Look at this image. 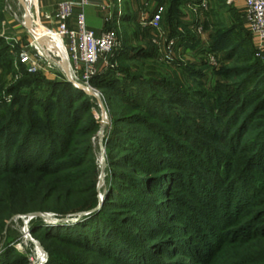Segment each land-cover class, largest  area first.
I'll list each match as a JSON object with an SVG mask.
<instances>
[{
    "label": "rangeland",
    "instance_id": "374dc122",
    "mask_svg": "<svg viewBox=\"0 0 264 264\" xmlns=\"http://www.w3.org/2000/svg\"><path fill=\"white\" fill-rule=\"evenodd\" d=\"M31 3L33 7L32 0ZM18 4V0H4L1 10L0 132L5 130L4 127L11 120L10 112H18L24 126L22 127L21 136L16 137V135L10 136L1 133L0 146H4L5 143L9 145L12 156L23 140L27 146L29 145L28 143L33 144L34 141L45 142L43 136L35 135L33 132L39 131L36 122H43L47 118H51V122L54 121L61 124V128L65 129L68 134L74 128L75 122L80 120L86 109L89 108L90 114L84 115L83 120L88 129L95 127V132L90 137L88 144L91 147V156L95 164L96 177L92 180L97 202L94 207L88 210L71 211L65 214L51 210L32 211L37 207H51L55 206V204L53 202L50 203V201H43L37 197L33 179L27 176L20 178V175L14 171L5 172V170L13 166V161L11 160L7 167L4 166L0 169V221L4 220V231L0 235V264L39 263L42 257L39 256V260L36 259L35 251L38 254H41V251L35 250L36 246H40L43 251L45 261L42 264H50L52 260L55 264H115L110 261L109 257L95 255L94 253L90 255L83 249L79 250L67 246L55 238H47L43 242V231L38 230L41 226L55 228L53 234L59 232V238L70 237L71 239L79 240L80 237H83L81 234L87 231V229H80L82 227L80 223L86 222V220L96 216L98 213L102 214L101 217L103 218L109 217L111 219L109 223L113 226H115L113 221H116L120 226L123 225L128 230L123 231L125 236H132L139 231H143L144 235L139 232L137 234L139 237L133 236L131 241H129L133 250L138 252L135 257L131 246L126 243L121 241L114 245L116 252H122V248L128 249L127 261H130L129 264H142L143 261L146 264H264V192L249 207H245L246 203L243 204L240 201V204L238 203V206L234 208L235 197L243 199V190L239 189L236 191L234 188L235 191L232 192V195L234 194L233 198L235 201H230L231 196L228 193L230 190L228 188L223 189L216 196L217 202L214 199L210 201L211 205L206 208V216L198 215L202 223H205L206 231L201 229L193 230L199 225L197 221H193L192 224L189 223V226L191 225L190 229L185 227L184 230L180 223H171V220L165 221L164 215L169 216L172 213L177 214L180 218L184 216V218L188 217L189 219V216L195 213L189 207L201 211L199 209L201 207L192 203L178 187H171V180L159 187V192H164L159 198L148 197L149 199L147 200H151L156 205L152 212L145 213L144 211L129 210L130 207L127 206L128 196L133 193V190L129 191V193L124 192L126 197L123 198L124 202L114 200L116 202L114 205L106 204L111 163L123 159L122 156L125 154L120 148L115 149L114 146H107V140L113 127L119 131L124 130L123 136L121 135L117 138L123 145L126 141V146L128 144L135 147L138 145L137 142L154 145V142L158 141L146 132L144 126L138 124V120L134 119L137 112L128 107L126 111L124 110L126 108L125 103L133 102L139 105L143 111L157 112L158 116L163 119L166 118V115L160 108L161 103L156 101L157 99L155 98L166 99L168 94V89L166 88H173L176 93L187 96L194 102L195 106H198L200 111H196L194 108L195 111L193 112L200 115L204 111L203 113L208 119L213 118L214 123L217 122L218 126H223L224 122L219 115L227 114V110L231 111L236 106L235 101H231L232 98H235L233 83L236 79L235 77H226L228 70L233 67L249 66L261 70L260 68L264 67V52L262 56L257 55L251 34L245 29L242 21L235 22L234 20V18L240 17L239 14L230 15V17H227V24L223 23L222 25L223 30L230 27L234 28L235 25L236 30H243V48L240 53L230 58H226L224 51L209 52L210 46H201L198 50L196 48L195 52H193L191 47L187 46L188 48L185 51L181 49L179 54H176L179 47H174L172 58L168 61L163 58L166 55V47L161 52L157 51L158 47H160L156 38L158 35L155 34L150 39L147 30L141 29L137 25L135 27L133 24L127 27L125 33L121 32V30L118 31L119 45L109 55L107 64H100L96 67V73L89 80L88 86L90 90L85 93L83 89H78L88 96L87 102L85 104L82 103L73 120H67L63 118L62 111L58 110V105H60L59 102H62V110L63 108L66 110L65 107L67 105L71 106L72 101H69L68 94L72 93L69 92L64 84L67 83L73 88L75 87L61 73L51 71L31 74L19 63L18 55L22 49L27 48L29 38L26 35V31L12 19L8 12V7L10 6L16 13L19 10L22 13L23 9ZM229 4V0L221 1V6L225 10L221 11L222 13L229 9ZM224 18L226 19V17ZM212 30L213 37L219 29L215 26ZM190 34L193 35L187 34L186 37H191L192 42L199 41L198 37L200 34L195 32ZM140 36L143 38L140 39ZM168 40H166V45ZM188 40L190 41V38ZM228 73L230 74L231 72ZM83 74L84 70L77 74V78L81 81H83ZM96 78L99 84H104L105 86L100 88L95 85L94 80ZM105 82L107 83L105 84ZM263 88L264 85L260 89ZM114 94H116V97ZM260 94L261 92L258 91L257 96ZM229 101L230 106L226 109ZM166 105L167 109H170L168 104ZM172 108L173 111L170 109L168 114L172 115V118L178 116L171 121V124L185 126L188 134L193 132L196 125L203 123L199 116L192 114L190 119L186 120L183 118V114L174 107ZM104 113L106 118L103 116ZM114 113L116 114L114 115ZM115 118L118 120L116 123L113 122ZM149 124H154L161 134L169 137L170 150L168 155L178 157L177 160L186 170H199L197 164L189 161V156L193 155V157H190L194 161L197 159L196 163H204V160L202 158L199 160V156H195L194 152L191 151L192 154L188 152L190 143L186 140L187 135L181 137L156 119L149 118ZM205 124L203 125L206 126ZM46 131H49L48 128ZM229 131L230 135L235 136L236 127L233 126ZM263 133L264 123L262 120L257 119L239 132V136L232 139L227 138L226 142L230 141V144H232L235 141V148L238 147L240 154L247 157L253 154V142L261 137ZM84 138L80 137L78 140H83ZM62 140L66 142L67 137L64 135ZM115 142L117 141L114 139ZM36 146V144H33L28 147ZM50 146L41 147L42 150L43 148L45 149L43 157L37 160L34 165H38L41 160H48V165L59 162V160L55 159V156H49ZM242 149H245V151H241ZM56 150L58 151L59 149ZM222 154L224 157L229 156L225 148H223ZM2 155L6 158L5 152ZM166 165L164 163L160 168L150 173V176H156L155 174L164 175L165 172L179 173V170L166 167ZM66 166H68L67 163ZM263 168L259 163H256L250 175L253 176L255 173L264 175ZM87 172L84 169L82 172L67 171L65 174L62 173L59 175V179L62 178L65 181L62 183L60 180L55 187L65 188L66 191L87 190L93 184L89 183L90 176L88 177ZM124 172L133 174L126 168ZM240 172H242V169L238 172L241 176ZM180 173L181 175L185 174L184 170ZM239 174L234 175V179H237ZM132 176L134 177V175ZM142 176L144 177V175L138 174L137 180L139 181ZM141 189L143 190V188ZM72 200L74 202L61 203L73 207L76 201L74 196ZM136 200L137 198H134L132 202H136ZM166 200L172 201L170 203L173 207L172 210H169L166 204L163 206L165 202L169 203ZM6 208L24 212H16L8 216ZM241 208L247 211L241 219H238ZM117 211L119 212L115 216L113 212ZM161 213H163L162 216H159ZM34 214H40L42 217H35L33 216ZM153 220L159 221L162 225L158 226ZM31 221L37 223L34 232L31 229ZM78 224L79 226H77ZM175 226H179L180 229H176ZM194 233L197 236L192 237ZM92 237L94 238L93 235L88 238L91 239ZM211 239H215L216 243L210 245ZM48 247L49 249H47ZM206 247H208L207 250ZM116 256L119 257L118 255Z\"/></svg>",
    "mask_w": 264,
    "mask_h": 264
},
{
    "label": "trees",
    "instance_id": "16d2710c",
    "mask_svg": "<svg viewBox=\"0 0 264 264\" xmlns=\"http://www.w3.org/2000/svg\"><path fill=\"white\" fill-rule=\"evenodd\" d=\"M3 1L4 0H0V25L2 22L1 10ZM221 1L222 0H220V3ZM183 2L184 0H168V15L170 17L177 18L178 8ZM227 10L229 12L232 11L230 8ZM232 15H235V13H233ZM240 18L241 17L234 18L235 22H241ZM222 25L223 22H219L215 25L216 28L219 29V31L217 30L215 32L216 34H214V36L212 37L213 39L208 51L211 53L224 51L226 58L234 57L235 55L240 53L243 48V30H236V25L234 26V28L230 27L226 30H223L224 28L222 27ZM189 46L193 49H196L199 46V43L193 41L191 42V44H189ZM139 54L137 53V55ZM260 69L261 70H258L253 66L241 68L233 67L228 70V72H231L230 74L228 72L226 73V77H235L236 79L233 83L235 98L231 99V101H235L236 106L231 111L227 110V114L223 113L219 115L224 122L223 126H218L217 122L214 123L213 118L208 119V117L203 113L204 111L201 112L200 115L196 112H193L195 111L194 108L196 109V111H200L198 109V106H195L194 102H192L187 96H184L181 93H176L173 88H166L168 89L166 99L155 98L157 99L156 101L161 103L160 108H162L164 114L166 115V118L163 119L158 116L157 112L153 113L149 110L143 111V109L139 105L133 102L125 103L126 108H124V110L126 111L128 107L129 109H133L135 112H137L134 116V119L138 120V124L144 126L146 128V132L152 138L157 139L158 141H155L154 145H152L151 143L141 144L140 142H137L138 145H136L135 147L134 145L131 146L128 144L126 146V141L123 145L118 139L119 136H123L124 130L119 131L116 130L117 128L113 127L107 140V146H114L115 149L120 148L121 151L123 150V153L125 154H123L122 156L123 159L111 163L108 177V180H110V182L108 186L109 190L106 204L114 205L116 203L114 202V200L117 202H124V192L129 193V191L133 190L134 194L132 193L128 196L129 199L127 202V206L130 207L129 210L133 209L137 212L144 211L145 213L152 212L154 211V206L156 205H154L151 200H147L149 199L148 197L154 196L156 198H159L164 193H162V191L159 192V187H161L163 183L171 180V187H178V189L182 193H184V195L188 197V199L192 203L201 207L199 208L201 209V211L196 210L193 207H189L192 208V211L194 210L193 212H195L189 216V219L188 217L184 218V216L183 218H180L175 213H169V216H167L166 214L164 215L165 221L171 220V223H180L183 230L185 227L186 229H190L191 225L189 226V223L192 224L193 221H197L199 222V225L196 226L193 230L201 229L203 231H206L207 227L205 223H202V220L198 218V215L205 217L207 213L206 208L211 205L210 201L214 199L217 202V194H219V192L223 191V189L225 188H228L230 190L228 192L231 196L230 201L234 200V194L232 195V192L235 191V189L236 191H238L239 189L243 190V199H237V197H235L236 201L234 200V208L238 206V203L240 201H242L241 203L243 204L246 203L245 207H249V205L252 204L256 200V198L264 192V175L259 173H255L253 176L250 175L253 171L252 168L256 165V163H259V165L264 167V158H261L264 157V133L261 135V137L256 139L255 142H253V154L247 157L240 154L238 147L235 148V141L230 144V141L226 142V140L227 138L232 139L233 137L239 136V132H241L246 126L257 119L262 120L264 123V88L260 89L264 85V67ZM98 82L99 81L96 78L94 80L95 85H98V87L100 88L105 86L104 84H99ZM106 83L107 82H105V84ZM64 85L68 88L69 92L72 93L68 94V97L70 98L69 101L71 100L72 103L71 106L65 105L66 110H64V108L62 110V102H59L60 105H58V110L62 111L63 118H66L67 120H73L76 116V113L81 108L82 103L85 104L87 102L88 96L67 83ZM258 91L261 92L259 96H257ZM114 95L116 97V94ZM166 104H168L171 110L173 109L172 107H174L177 111L183 114L182 116L186 120H189L190 115L192 114L195 116H199L203 123L196 125L193 132L191 134H188L186 132L187 130L185 126L171 124V121L177 118L178 115H175L176 117L172 118V115L168 114L170 109H167ZM229 106L230 101L226 105V109H228ZM10 114L11 120L4 127L5 130H1L0 135L7 134L10 136L16 135V137L21 136L24 123L20 119L18 112H10ZM89 114V108H87L82 118L75 122L74 128L70 130L68 134L65 129L63 130L61 128V124L55 123L54 121L51 122V118H47V120L43 122H36V126H38L39 131L33 133L35 135L43 136V140H45V142L40 143L34 141L33 144H36L37 146L30 148L28 146L33 144L28 143L29 145L27 146V144H25L23 140L21 141L22 144H19L18 148L15 149V152H13L15 154H13L12 156L9 145L5 143L4 146H0V169L4 166L7 167L12 160L13 166H11L10 169L5 170V172L14 171L18 175H20V178L27 176L30 179H33L35 181L34 189L37 197L41 198L43 201H50V203L53 202L55 204V206L51 207H37L32 211L51 210L58 211V213L60 214H65L71 211L88 210L95 206L97 199L96 192L94 190V182L92 179H95L96 172L94 168V160L91 156V147L88 144L90 137L95 132V127L93 126L88 129L86 123L83 120L84 115L86 116ZM115 114L116 113H114V115ZM114 115L113 117H115ZM149 118L156 119L157 121L161 122V124L168 126L169 130L175 131L176 134L178 133L181 137H185L186 135L188 136L186 138V140L190 143L188 152H190L191 154L192 152H194L193 154H195V156H199V160L201 158L204 160V163H196L195 161L197 159H195L194 161L192 158L193 155H190L192 157L189 156V161H192L193 164L198 165V171L186 170V168L182 167L180 162L177 160L178 157H171L170 155H168L170 150L168 142L169 137L161 134L156 126H154V124L148 125ZM116 121L118 120H116L115 118L113 122L116 123ZM119 121L122 122L121 120ZM203 124H205L206 126H204ZM233 126L236 127V133L234 131L235 136L229 134V129ZM45 128H48L49 131H46ZM12 129L14 132L12 131ZM64 135L67 137L66 142L62 140ZM80 137L85 138L83 140H78ZM114 139L119 142L114 143ZM48 145L50 146L48 151L49 156H55V159L59 160V162H56V164L48 165V160H41L42 162L40 161L38 165H34L37 160L43 157V151L45 149L43 148L42 150L41 147L46 148V146ZM223 148L228 151L229 156H223ZM54 149L59 150H56L55 152ZM241 151H245V149H242ZM4 152L6 158L2 155ZM66 163L68 164V166H66ZM164 163L167 164L166 167H171L172 169L174 168L179 170V173L176 174L172 172H165L164 175L155 174L156 176H150V173H153V171L160 168V166H162ZM125 168L129 169L130 173H133L132 175H134V177L131 174L124 172ZM84 169L88 171V177L90 176L88 180L89 183H93L89 188H87V190L83 189L82 187L83 190L66 191L65 188H57V186L55 187V185L59 184L60 180L62 183H64L65 181L62 178L59 179L60 174H65L67 171L82 172L84 171ZM241 169L242 172H240V176L238 172ZM182 170H184L185 174L181 175L180 172ZM138 174L144 175V177L142 176L139 181L137 180ZM237 174H239V176H237V179H234V175ZM141 188H143V190ZM73 196L76 199L73 207L61 203H68L73 201ZM134 198H137L136 202H132ZM171 202L172 201H169V203L165 202L163 206L166 204L167 208L169 210H172L173 207L170 205ZM243 208L239 210L240 216L238 217V219H241V217L246 214L247 210H242ZM6 210L8 212V216L16 212H24L17 209L8 210L6 208ZM118 212L119 211L113 213L116 216V213ZM154 214H156V212H154ZM162 214L163 213H161L159 216H162ZM101 216L102 214L98 213L96 214V216H93L90 219L86 220V222L80 223V225L82 226L80 227V229H87V231H84L83 234H81L83 237H80L79 240L71 239L70 237L61 239L58 236L60 234L59 232L53 234L55 228H46L45 226H41L38 228V230H41V232L43 231V242H45L47 238H55L56 240H59L61 243H64L67 246H71L79 250L83 249L90 255L94 253L95 255L109 257L110 261L114 262L115 264H129L130 261H127L129 253L128 249L122 248V252H116L117 250L114 245L117 242L120 243L122 241V243H126L128 246H131L129 242L131 241V238L133 236L139 237V235H137L139 232L140 234L144 235L143 231H139L137 232V234L135 233L132 236H125V234H123V231L128 230H126L123 225L120 226L116 221H113V224H115V226H113L109 223L111 221L109 217L103 218ZM3 221L4 220L0 221V235L4 231ZM154 222L158 226L162 225L159 221ZM30 224L31 229H33L32 232H34L36 230L35 228L37 227V223L35 221H31ZM77 226H79V224ZM175 228L180 229L179 226H175ZM66 233L70 234L69 232ZM90 234L93 235L94 238H88L91 236ZM195 236H197L196 233L192 235V237ZM210 243V245L216 243L215 239H211ZM210 245L208 246L210 247ZM47 249H49V247ZM131 249L134 253V257L137 256L138 252L134 251L132 246ZM207 249L208 247H206V250ZM116 255H118L119 257H117ZM51 262L52 263L50 264H55L53 263V260ZM142 264L146 263L143 261Z\"/></svg>",
    "mask_w": 264,
    "mask_h": 264
},
{
    "label": "built area",
    "instance_id": "2783aa9c",
    "mask_svg": "<svg viewBox=\"0 0 264 264\" xmlns=\"http://www.w3.org/2000/svg\"><path fill=\"white\" fill-rule=\"evenodd\" d=\"M122 0H115L108 4H98L101 10L111 9L116 6L120 16ZM92 4V0H64L59 2L52 11H42L35 4L24 11V18L20 11L16 13L10 6L8 12L25 31L29 38L27 48L22 49L18 55L20 65L28 73L57 72L61 73L68 82L77 90L89 91V80L96 73V67L107 64V59L119 45L118 34L113 31L95 33L88 29L86 24L85 9ZM194 16L193 29L197 34L203 32L202 16L206 11V1L197 0L187 4ZM164 8L157 6L150 18L144 24L153 31L159 32L161 28ZM41 27L46 34L39 35L28 25ZM243 20L248 30L257 38V55L264 52V0H245ZM72 22V26L69 23ZM26 23V24H25ZM176 44V38L169 39L166 45L165 60H170ZM84 70L83 81L77 74ZM103 116L106 118L105 113ZM102 119H104L102 117Z\"/></svg>",
    "mask_w": 264,
    "mask_h": 264
},
{
    "label": "crops",
    "instance_id": "0c3cea01",
    "mask_svg": "<svg viewBox=\"0 0 264 264\" xmlns=\"http://www.w3.org/2000/svg\"><path fill=\"white\" fill-rule=\"evenodd\" d=\"M33 6L36 4L38 8L42 11H52L55 9L56 5L64 0H32ZM76 1V0H73ZM197 0H184V2L178 8L177 18L170 17L168 15V0H122L121 2V15L118 16L116 6L111 9L101 10L98 7V4H108L109 2H115V0H92V4H90L85 9V17L86 24L88 29L94 31L99 34L105 31L113 30L118 34V31L125 33L127 27L130 24H133L135 27H141V29H145L148 31L150 39L156 35V38L160 44L157 51L165 50L166 40L176 38L175 47L178 50L176 54H179L181 49L185 51L191 44L192 41H189L186 37L188 35H193L190 33L194 32L193 24H194V16L189 10L187 4L190 2H194ZM206 1V11L202 16V25L203 32L198 37L199 47L204 46L208 47L211 45L213 28L219 22H223L227 24V17H230L233 13L239 14L241 17L242 24L245 29L251 34L254 45L257 49L258 40L257 38L248 30L243 20V11L245 0H229V8L232 11H228L226 9L225 13L221 11H225L221 6L220 0H205ZM20 5H23L24 8H29L31 6V0H18ZM157 6H162L164 8V13L162 15L161 28L159 32L153 31L150 27L144 24L150 18L151 13ZM226 17V19L224 18ZM72 26V22L69 23ZM187 33V34H186ZM175 36V37H174ZM143 38V37H142ZM140 36V39H142ZM181 38V39H178ZM142 41V40H141ZM181 41V42H180ZM190 47V46H189ZM193 52L196 50L191 48ZM174 51V50H173ZM175 53V52H174ZM175 54V55H176ZM176 57V56H175Z\"/></svg>",
    "mask_w": 264,
    "mask_h": 264
},
{
    "label": "bare ground",
    "instance_id": "6f19581e",
    "mask_svg": "<svg viewBox=\"0 0 264 264\" xmlns=\"http://www.w3.org/2000/svg\"><path fill=\"white\" fill-rule=\"evenodd\" d=\"M19 5V4H18ZM32 6V5H31ZM19 7H21V9H23V11H22V13H20V16H22V18H24V11L26 10L25 8H24V6L23 5H19ZM27 15L28 14H26L25 16H26V18H27ZM27 21L29 22L28 23V25L30 26V28H33L34 29V31H35V33H37V34H39V35H44V33L46 34L47 32H46V30H44L43 28H41V27H34V26H32V25H30V23H31V18H30V14H29V19L27 18ZM26 24V23H25ZM36 249H38V250H40L41 251V254H38V252L37 251H35V257H36V259H38V257L39 256H41L42 258L40 259V261H39V263L38 262H36V263H33L32 262V264H42L44 261H45V259H44V255H43V251H42V249L40 248V246H36L35 247V250ZM39 260V259H38Z\"/></svg>",
    "mask_w": 264,
    "mask_h": 264
},
{
    "label": "water",
    "instance_id": "95a60500",
    "mask_svg": "<svg viewBox=\"0 0 264 264\" xmlns=\"http://www.w3.org/2000/svg\"><path fill=\"white\" fill-rule=\"evenodd\" d=\"M90 93L93 95L94 93H92V91H90ZM94 96H95V94H94ZM101 182H102V180H101ZM33 216H35V217H42V215H40V214H34ZM44 217V216H43Z\"/></svg>",
    "mask_w": 264,
    "mask_h": 264
}]
</instances>
